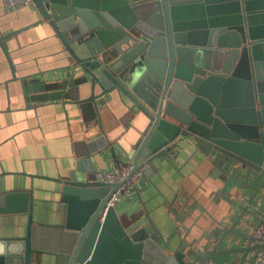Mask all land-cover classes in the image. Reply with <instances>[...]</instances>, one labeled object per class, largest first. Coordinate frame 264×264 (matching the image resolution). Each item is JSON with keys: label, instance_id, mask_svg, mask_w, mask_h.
Instances as JSON below:
<instances>
[{"label": "water", "instance_id": "1", "mask_svg": "<svg viewBox=\"0 0 264 264\" xmlns=\"http://www.w3.org/2000/svg\"><path fill=\"white\" fill-rule=\"evenodd\" d=\"M69 54L65 76L21 82L26 103L62 99L98 115L118 99L147 121L130 152L113 142L85 151L57 178L66 202L67 264H244L264 242L236 226L264 191V0H32ZM27 26V25H26ZM13 78H16L15 73ZM84 87L89 93L82 97ZM189 142L230 178L255 177V193L240 215L204 253H168L143 207L128 217L116 204L103 209L119 182L98 179L96 157L116 166L130 161L144 174L180 142ZM145 179L138 185L143 186ZM137 185V188H138ZM16 191L1 194L0 202ZM29 213L23 237L0 238V264H31V191H21ZM139 194V193H138ZM260 196V197H259ZM259 198L256 201L255 198ZM143 206V205H142ZM1 209V208H0ZM145 220L142 221V217Z\"/></svg>", "mask_w": 264, "mask_h": 264}, {"label": "crops", "instance_id": "2", "mask_svg": "<svg viewBox=\"0 0 264 264\" xmlns=\"http://www.w3.org/2000/svg\"><path fill=\"white\" fill-rule=\"evenodd\" d=\"M37 18L34 4L7 12L0 0V195L16 191L0 202V238L26 235L27 197L20 192L31 191L36 247L31 264H67L62 253L66 202L57 178L74 167L82 153L103 145L105 138L118 151L130 152L147 121L116 98L100 105L98 115L91 106L62 99L26 103L23 79L30 83L61 79L72 61L46 22L28 26ZM88 93L84 87L81 95ZM172 150V157L156 159L152 172L143 173L145 184L138 185L132 197H120L116 210L126 217L142 207L147 210L163 236L158 243L168 253L180 248L191 255L192 247L204 253V247L232 225L255 193L251 186L255 177L246 179L242 173L240 180L230 178L187 141ZM104 157H96L98 171L116 167L107 151ZM259 195L258 204H248L254 214L245 213L238 229L253 233L264 219L262 189ZM254 253L248 258L253 260Z\"/></svg>", "mask_w": 264, "mask_h": 264}, {"label": "built area", "instance_id": "3", "mask_svg": "<svg viewBox=\"0 0 264 264\" xmlns=\"http://www.w3.org/2000/svg\"><path fill=\"white\" fill-rule=\"evenodd\" d=\"M1 2L7 12L33 4L32 0H1ZM173 153V150L169 151V158L172 157ZM96 175L98 176V179L107 182H119V185L103 209L102 217L105 214L106 207L115 205L122 195L132 197L135 194L138 183L144 176L143 168L135 169L133 171V164L130 161L120 162L115 168L110 170H99ZM252 234L254 236L253 238L245 237V239H242L241 241L246 245H256L264 242V219L258 222L254 227ZM252 259L254 264H264V247L256 249Z\"/></svg>", "mask_w": 264, "mask_h": 264}]
</instances>
